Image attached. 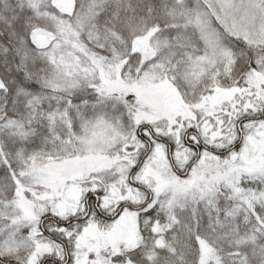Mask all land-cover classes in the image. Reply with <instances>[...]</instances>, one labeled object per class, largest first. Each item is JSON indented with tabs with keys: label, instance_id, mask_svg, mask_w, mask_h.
Instances as JSON below:
<instances>
[{
	"label": "snow or ice",
	"instance_id": "6c2138e0",
	"mask_svg": "<svg viewBox=\"0 0 264 264\" xmlns=\"http://www.w3.org/2000/svg\"><path fill=\"white\" fill-rule=\"evenodd\" d=\"M174 8L199 29L191 30L195 51L163 47L165 29H170V39L189 33L169 21L162 25L155 16L125 18L119 28L94 34V25L107 11L100 0L30 4L40 27L23 34L19 51L32 71L11 79L0 76V95L26 94L29 105L34 99L42 107L49 98L45 88L55 89L71 94L65 100L68 107L84 103L82 95L88 93L94 115L82 114L79 126L66 120L67 130L58 133L57 117L69 113L49 108L43 118L51 135L35 140L19 131L24 114L5 104L0 128L12 138L0 149L5 153L0 157V191L6 194L0 204L5 213L0 264H35L31 256L20 254L32 235L28 221L21 219L23 202L32 198L24 177L39 179L44 168L70 160H103L119 173L118 183L144 190L142 201L133 206L117 199L125 194L123 187L103 183L104 169L89 172L90 180L78 178V207L88 215L80 219L77 237L92 230L115 232L126 214L135 215L137 227L144 216L145 223L151 221L160 231V221L152 217L164 212L169 220L165 229L171 228L179 223L175 207L190 201L212 204L221 188L235 204L224 209L226 214L246 213L253 233L264 235V0H204ZM128 61L138 65L134 79L125 73ZM49 145L63 155H54ZM116 145L118 150L111 151ZM113 207L119 208L115 215ZM43 216L49 222L54 218ZM55 219L70 230L69 221ZM193 239L198 264H204L205 238L197 234ZM241 251L242 264H264V242ZM129 252L131 264H144L136 248ZM98 256L77 241L67 264H102ZM43 264L61 262L49 257Z\"/></svg>",
	"mask_w": 264,
	"mask_h": 264
},
{
	"label": "rangeland",
	"instance_id": "374dc122",
	"mask_svg": "<svg viewBox=\"0 0 264 264\" xmlns=\"http://www.w3.org/2000/svg\"><path fill=\"white\" fill-rule=\"evenodd\" d=\"M185 2L189 5L195 6L197 3L204 2V0H178L175 5L183 4ZM208 2L212 3L214 0H208ZM171 19L173 20V24H179L189 34L186 36L182 34L179 38L170 40L167 36L169 34H165L164 37H161L164 41L163 47H167L171 44L176 51L178 49L180 52H185L184 50L187 52L189 48H191L192 51H195L196 45L190 43L191 30L195 29L197 32L199 31V29L196 28L195 21H187L180 15V11L175 8L171 12ZM96 30L103 33L98 29L97 25H94V34ZM92 43H96L94 36ZM97 50L99 51L100 49L98 48ZM125 65H123L125 73L130 78L134 79L137 74V68L135 69V67L133 68L130 65ZM145 91L150 93L151 89H145ZM45 94L49 98L43 100L42 107L39 105V102L34 99L31 100V105H29L28 101L30 100V97L24 94V100H27V104H25L24 110L23 108H20L19 110L24 114L23 118L25 126L19 131L27 132L28 137H31L35 133L37 126H41V119L39 117L43 118L44 111L49 108L58 110L61 113H69L68 115L57 117L55 128L58 133H64L67 130L65 125L66 120L79 126L82 120V114H86L89 117L94 115L92 100H89L90 102L88 101V93L82 95V99L85 101L84 103L74 101L73 104L68 107L65 106V100L71 95L70 93L65 95L59 90H49L45 88ZM2 98L3 96L0 98V103H2ZM162 99L166 101V97ZM2 110L3 107L0 105V113H3ZM165 126L166 122H161V127L163 128ZM0 131H5L11 137V134L5 129L0 128ZM48 132H50L51 135V128L49 126ZM118 148L119 146L116 145L111 151L116 152ZM48 150L53 152L54 155H63L62 151H57L52 145H49ZM101 169H104L100 177L103 183L109 185L116 184L117 189H120L121 187L125 189V194L123 196H118L117 199L130 201L133 206H138L139 202L143 199L144 190L138 189L137 187H130L127 184L121 185L118 183L119 173L100 159L70 160L64 164L47 167L43 169L42 173L37 174L40 176L39 179H34L32 176H25L24 184L31 187L32 198L23 202L21 219L28 221L29 227L32 230V235L29 243L21 249V256H31V259L35 264H39L42 257H48L52 254L61 262L66 260L65 250L60 248L59 244L54 243L45 237L39 236L40 217L43 216V213L49 215L52 214L66 221L71 220L74 215L76 217L75 219L82 217L85 212L82 207H78L81 185L76 184L75 181L80 177H83L84 180H90L92 177H89L88 173L98 172ZM5 195L6 194H0V204L6 202ZM221 203L226 205L225 208L235 206L234 201L228 199L227 191L224 188L220 189L212 204L203 201H190L181 206L175 207V218L177 220L180 212L190 208H193L194 210L198 208V210H200L202 207L204 210L210 211L211 209H216L215 207L217 204L219 205ZM111 211L112 214L115 215V213L119 211V208L113 207ZM37 213L40 214L38 215ZM4 215L5 213L0 210V221H2ZM244 216H246V213L238 217L245 219ZM227 218L233 220L237 217L228 215ZM145 219L144 216H141L140 225L137 227L135 215L126 214L121 221L120 227L115 232L106 234L103 231L92 230L84 233L77 241L79 242L81 249L97 252L99 254L98 259L102 264H131L130 261H127L129 257V249L138 247H142L146 256L149 257L150 255V260L153 261L155 258L154 250L158 245L157 242H155V238L160 237L158 242H164L167 239L169 230L175 225L171 228L165 229V225L169 223V220L164 212H161L158 216L152 217L153 221L157 219L160 221L159 225L156 226L157 229H162L160 231L153 228L151 221L145 223ZM37 223L38 227L33 226ZM23 231L26 233L28 229L25 228ZM141 233L143 235H141ZM244 236L246 237L243 238ZM244 236L239 237L240 239L237 240L239 244L248 243L247 241H254L255 238L264 235L259 234L258 230L256 233H253L250 225L247 227V233H245ZM2 239L3 237L0 236V240ZM202 247L206 249L204 264H220L219 252H217L214 247H211L206 242H202ZM84 260H87L86 256L84 257Z\"/></svg>",
	"mask_w": 264,
	"mask_h": 264
},
{
	"label": "trees",
	"instance_id": "16d2710c",
	"mask_svg": "<svg viewBox=\"0 0 264 264\" xmlns=\"http://www.w3.org/2000/svg\"><path fill=\"white\" fill-rule=\"evenodd\" d=\"M177 1L100 0V3L107 6V11L100 17L96 25L100 31L104 32L105 28H119L120 21L125 18L132 19L141 16H155L160 19L162 25L165 21L173 24L171 12ZM36 2L38 0H0V76L11 79L17 76L18 73L32 71L31 65L26 64L22 60L19 48L23 34L30 27H40L39 22L30 9V4ZM165 34H170V29H165ZM167 36L169 37V35ZM177 51L180 52L178 49ZM184 51L186 52V50ZM129 65L133 68L135 67V69L138 67L132 61H128L125 66ZM2 96L0 95V98ZM24 97V94L14 97L11 93L7 98L3 96L2 103H0L3 107L2 112L5 104L10 108L17 107L24 110V106L27 104V100H24ZM89 100H92V97L88 95ZM39 118L41 119V126L36 127L35 133L29 137L30 139L40 140V138L50 135L47 121L41 117ZM6 138L10 140L12 137L5 131H0V149L3 148ZM9 147L15 146L10 143ZM4 155L5 153L0 150V157ZM0 194L5 193L0 191ZM225 206L224 203H221L217 204L216 209H211L210 211L201 207L200 210L198 208L195 210L190 208L180 212L177 218L179 223L169 230L167 239L164 242H158L160 237L155 238V242L158 245L154 250L155 258L153 261L148 259L142 247L136 248L140 253L141 260L144 261V264H198L200 252L193 238L199 234L205 238L203 240L204 243H208L219 252L220 264H242L241 250L247 246L259 247L264 242V236H259L254 241H247L248 243L245 244H239L237 240L247 233V227L250 224L241 217L233 220L227 218L228 215L224 211ZM50 216L54 217L50 222L44 216L40 217L39 236L59 244V247L65 250L66 260L61 262L52 254L48 257H42L39 264H43V261L49 257L53 260H59L61 264H67L69 253L80 238L76 236V232L80 227V219L84 218V216L68 220L70 222L69 231L58 226V220L55 219L57 216L52 214ZM181 225L187 226L188 231L182 229ZM238 253L240 254L238 255ZM128 254L130 256V252ZM127 261H130L129 257Z\"/></svg>",
	"mask_w": 264,
	"mask_h": 264
},
{
	"label": "crops",
	"instance_id": "0c3cea01",
	"mask_svg": "<svg viewBox=\"0 0 264 264\" xmlns=\"http://www.w3.org/2000/svg\"><path fill=\"white\" fill-rule=\"evenodd\" d=\"M114 183H117V182H114Z\"/></svg>",
	"mask_w": 264,
	"mask_h": 264
}]
</instances>
